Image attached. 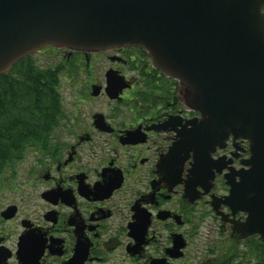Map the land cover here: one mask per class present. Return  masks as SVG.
Listing matches in <instances>:
<instances>
[{
  "label": "flooded vegetation",
  "instance_id": "flooded-vegetation-1",
  "mask_svg": "<svg viewBox=\"0 0 264 264\" xmlns=\"http://www.w3.org/2000/svg\"><path fill=\"white\" fill-rule=\"evenodd\" d=\"M61 50L59 120L0 169V264H264L251 141L230 135L204 162L174 151L201 114L145 50Z\"/></svg>",
  "mask_w": 264,
  "mask_h": 264
},
{
  "label": "water",
  "instance_id": "water-1",
  "mask_svg": "<svg viewBox=\"0 0 264 264\" xmlns=\"http://www.w3.org/2000/svg\"><path fill=\"white\" fill-rule=\"evenodd\" d=\"M47 45L142 48L201 114L173 150L204 162L230 135L249 139V183L264 182V0H0V75Z\"/></svg>",
  "mask_w": 264,
  "mask_h": 264
},
{
  "label": "trees",
  "instance_id": "trees-1",
  "mask_svg": "<svg viewBox=\"0 0 264 264\" xmlns=\"http://www.w3.org/2000/svg\"><path fill=\"white\" fill-rule=\"evenodd\" d=\"M31 55L0 75V169L19 153L41 123L60 116V75ZM35 131V132H33Z\"/></svg>",
  "mask_w": 264,
  "mask_h": 264
},
{
  "label": "rangeland",
  "instance_id": "rangeland-1",
  "mask_svg": "<svg viewBox=\"0 0 264 264\" xmlns=\"http://www.w3.org/2000/svg\"><path fill=\"white\" fill-rule=\"evenodd\" d=\"M52 47H55L56 48V50H53L52 49ZM44 49V50H43ZM61 49H65V50H69V51H71L70 49H67V48H64V47H56V46H53V45H47V46H45V47H43V48H41L40 50H43V51H40L39 53H37L38 51H36L35 53H33V56H32V54H31V56H32V58L37 62V63H39V65H42V66H48V67H50V68H52L53 70H56V76H58V75H61L60 77H62L61 79V83H63V84H65L64 82V79H63V77L64 76H66L65 75V73L67 74V76L69 75V71L71 70V69H68L67 67H66V63L68 62L67 60H68V57H66V53L63 51V50H61ZM75 51V50H74ZM29 56V55H28ZM76 57H74V58H71L70 59V61H73L74 59H75ZM105 66H107L106 64H104ZM13 67V66H12ZM61 69L62 70H64V71H61ZM102 72H103V70H101L100 68L99 69H96V73L97 74H99L100 76H102L103 74H102ZM69 77V76H68ZM82 79H81V84H82V80H83V78H84V75H82V77H81ZM180 84V83H179ZM62 86V85H61ZM60 87V86H59ZM60 89V88H59ZM60 92H59V106H60V110H61V106H62V103H61V96H62V94L63 93H65L64 91H62V90H59ZM68 97H71L70 95H67V98ZM95 108V107H94ZM94 108L93 109H91L90 107H86V110H87V112H90V111H93L94 110ZM59 118H60V116H59ZM59 118H58V120H59Z\"/></svg>",
  "mask_w": 264,
  "mask_h": 264
}]
</instances>
